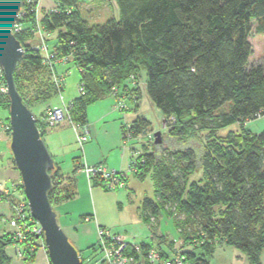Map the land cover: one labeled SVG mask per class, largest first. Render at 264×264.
<instances>
[{"label": "trees", "instance_id": "trees-1", "mask_svg": "<svg viewBox=\"0 0 264 264\" xmlns=\"http://www.w3.org/2000/svg\"><path fill=\"white\" fill-rule=\"evenodd\" d=\"M22 1L20 30H14V35L25 56L14 80L28 108L52 106L58 94L52 73L62 58H71L80 73L84 93L70 103V117L81 126L88 125L89 107L115 91H129L130 109L137 113L143 73L144 92L152 105L164 119L178 125L166 137L183 144L158 152L153 142H147L154 152L138 154L135 175H152L157 198L156 202L144 200V221L151 225L166 211L175 219L183 247L197 243L209 256L216 243L225 244L244 253L247 264H261L264 131L253 134L245 124L264 116V57L250 64L254 21L264 33V0H115L118 16L103 24H91L83 17L80 0H55V8L46 12L41 24L46 33L57 35L52 68L33 45L36 0L33 4ZM132 77L136 86L130 91L126 83ZM9 104L7 94L1 93L0 107L8 114ZM43 116L36 119L44 140L47 125ZM149 124L138 116L131 124L133 137L144 138ZM234 124L240 126L238 133L203 145L200 153L185 145L183 136L191 137L195 129L217 133ZM4 126L10 137L9 116ZM199 170L202 177L196 180L193 177ZM50 175L53 188L48 196L55 209V204L76 197V180L56 162ZM91 182L104 186L99 177ZM19 190L24 195L22 184ZM0 199L16 202L1 193ZM23 200L27 201L25 195ZM25 243L30 248L38 244L36 236ZM11 244L12 235L0 236V264H11L7 254ZM141 247L144 252L153 248ZM183 247L178 252L190 263L209 264L204 255ZM30 248L25 250L27 262L36 257Z\"/></svg>", "mask_w": 264, "mask_h": 264}, {"label": "rangeland", "instance_id": "rangeland-1", "mask_svg": "<svg viewBox=\"0 0 264 264\" xmlns=\"http://www.w3.org/2000/svg\"><path fill=\"white\" fill-rule=\"evenodd\" d=\"M26 1H28L29 4H33L34 2L32 0ZM55 6V0H36V38L33 42V45L38 47L44 44V46L49 51H51V53L53 51L57 35L56 33H46L44 30H42L41 24L46 12L53 10ZM79 10L83 17H85L86 20H88L91 24H103L109 19L116 18L118 16V8L115 0H80ZM39 28L41 30H39ZM257 28L258 24L256 21H254L250 35V43L252 45L250 64L260 63L264 57V33L259 32ZM42 54L44 55L45 52L42 51ZM53 73L58 77H62L64 87H62L57 96L52 99L51 104L52 106L57 107H61L63 105H69L70 107V103H72V101L78 98L81 94L80 90L82 86L80 85L79 70L72 63L71 58H62L59 59V62H57ZM53 73L52 81L54 83L55 75ZM140 76L141 77L139 78L138 86L140 88V96L142 101L141 107L139 104V116L146 119L150 124L147 129V135L142 140L139 139L137 143L136 141L132 142L131 158L136 152H138V154L153 153L154 146H152L151 143V145L147 143L149 142L147 138L150 134L155 138V134L158 132L161 133L162 136V143L156 146L158 152H160L162 148H182L183 144H178L175 140L166 137L170 131L176 128L178 125L174 124L171 120L167 121L164 119L161 111L152 105L144 92V74L140 73ZM82 92L84 93V91ZM48 107L50 106L47 104L36 106L33 109V113L38 118H40L41 114L45 113ZM131 109L129 107L126 110L120 112L126 116V114L131 112ZM5 115L7 117L9 116L6 112ZM126 123L132 122L128 120ZM62 124H65L64 128L62 129L65 145V156H63V158L56 159L57 162H65L63 169L68 171L66 169H71L69 165L70 163L66 162H70V159L68 158L70 155L69 153L75 150L77 156H80L83 154V152L80 150V147L77 144L76 135L74 133L73 124H76H72L68 120H65L60 125ZM245 127L253 134H261L264 131V116L258 118L257 120L246 122ZM239 131L240 126L238 124L221 128L217 133L195 129L193 132L191 131L193 133L191 137L186 138L188 135H184L183 139L186 142L185 145L196 149L197 152L200 153L203 149V145L213 142L216 139L225 137L230 132L238 133ZM143 145H145V148ZM48 147L49 151L54 153L50 144H48ZM133 150H136V152H133ZM200 177H202V171L199 170L193 178L197 180ZM75 180L77 188L76 197L72 200L61 203L60 205H54L55 209H57L56 213L59 215L58 224L61 228L62 225L70 223L77 224L85 217H92L94 220L98 219L101 225L105 227V229L111 234L123 236L125 240L132 245L144 244L153 247L157 251H162L168 254L175 253L176 251L178 252V250L183 247V240L181 239L179 230L176 227L175 219L169 216L166 211H163L159 215L158 220L155 221V223L151 222V225L146 223L143 219L142 206L144 200L150 199L155 202L157 200L156 189L151 174H147L146 177L140 178L139 176L135 175V172L131 173L129 171L127 185L124 188L115 190H109L102 185L94 184H92L90 187L87 181L79 183L77 178H75ZM64 181L65 180L62 179V183H64ZM15 200L17 201L18 199ZM2 202H5L6 204L10 203V201L7 199L3 200ZM65 213L68 215L64 216ZM96 241L97 240L94 237L92 240L93 244H96ZM71 243L75 246L72 241ZM10 246L11 247L7 248V252L13 259L12 264H41L39 257L37 258V261H35L36 257H34L35 262L26 261L27 257L25 256V250L27 248L25 247H29V243L17 244L13 238L12 244ZM183 248L186 252L195 250L197 255H204L209 261V264H247L246 255L233 246L216 243L212 255L209 256H207L206 253L201 248H199L197 243L190 246H184ZM39 250H42L45 256L48 258L45 246L37 244V247L30 248V252L34 253V256H37ZM13 251L14 253H12ZM86 251L87 250H83L81 252L82 255L89 253ZM16 259H18L20 263H17Z\"/></svg>", "mask_w": 264, "mask_h": 264}, {"label": "water", "instance_id": "water-1", "mask_svg": "<svg viewBox=\"0 0 264 264\" xmlns=\"http://www.w3.org/2000/svg\"><path fill=\"white\" fill-rule=\"evenodd\" d=\"M23 8L22 0H0V67L3 70L9 98L10 151L21 177L31 216L44 232L50 264H81L79 250L58 224V215L49 200L53 188L50 172L55 161L37 126L36 115L19 94L14 72L25 51L14 35ZM162 143L155 134L154 145Z\"/></svg>", "mask_w": 264, "mask_h": 264}, {"label": "crops", "instance_id": "crops-1", "mask_svg": "<svg viewBox=\"0 0 264 264\" xmlns=\"http://www.w3.org/2000/svg\"><path fill=\"white\" fill-rule=\"evenodd\" d=\"M5 112L7 113L6 110H3L0 107V192H7L8 196L11 198L21 200L24 198L23 193L19 190L21 177L13 162L10 151V137L6 132H4V124L8 118L5 115ZM139 113L140 109L137 113L131 111L124 116V114L117 110L113 96H108L106 99L90 106L87 112L90 140L84 146V152L82 155L77 156L75 150L69 153L70 155L68 158L70 159V162H66L70 163L69 165L71 169H66L68 171L63 169L65 162H57L56 159L63 158V156H65V145L62 130L65 124L55 128H49L47 126L44 141L48 150V144L52 146L54 153H51V151L49 152L54 161L61 166L63 172L77 178L79 183L87 181L90 187L92 185V182L89 181L86 174L81 170L83 166L103 164L110 170L125 173L127 175V185L132 146H124L122 144L121 125L125 122V120L133 122L139 116ZM75 158L77 159L76 162L74 161ZM54 210L56 211L57 209ZM67 215V213L64 214V216ZM0 217V236L12 235L13 239V231L8 222L10 210L8 204L5 202H0ZM62 228L79 251L88 250L90 247L95 245L92 240L94 237L98 240V229H105L98 219L94 220L92 217H85L77 224L70 223L62 225ZM25 248L29 247L27 246ZM12 253H14V251ZM9 257L11 258L12 264L13 259L11 255H9ZM38 257L41 264H50L48 262V258L42 250L38 251L35 261H37ZM16 261L17 263H20L18 259H16ZM261 264H264V252L261 256Z\"/></svg>", "mask_w": 264, "mask_h": 264}, {"label": "built area", "instance_id": "built-area-1", "mask_svg": "<svg viewBox=\"0 0 264 264\" xmlns=\"http://www.w3.org/2000/svg\"><path fill=\"white\" fill-rule=\"evenodd\" d=\"M14 30L17 31L20 30V28L16 25L13 31ZM39 30L41 29L39 28ZM37 48L41 52H45L43 55L45 63L52 68L55 63L53 61V53H51L44 44ZM126 84L129 86L130 91H132L136 86L134 77H132ZM54 85L56 89L59 90L58 92H60L62 87H64L61 76H54ZM80 91L81 94H83V87ZM0 92L7 94L6 81L1 67ZM128 94L129 91H115L113 94L118 111H124L130 107ZM69 110V105H63L61 107L50 106L44 113L43 122L50 128L58 127L65 120H68L73 124ZM131 124L132 123H126L125 121L121 125V140L124 146H129L132 142L143 139V137L137 139L133 137ZM73 129L76 134L77 144L79 145L80 150L84 152V146L90 140L88 125L81 126L73 124ZM4 132H6V128L4 129ZM147 139L149 142H153L155 138L150 134ZM137 161L138 153H134L129 166V171L131 173L137 171ZM82 172L86 174L89 181H92V178L94 177H99L103 181L104 186L109 190L124 188L126 185L125 179L127 175L125 173L110 170L103 164L83 166ZM0 193L4 196H8L7 192ZM0 202H2L1 199ZM8 207L10 210V217L8 220L13 231L12 234L15 242L17 244H22L28 241L29 238L36 236L37 243L45 246L44 232L40 224L31 216L28 202L17 200L15 203H8ZM87 251L89 252L88 254H80L81 264H192L179 252L169 253L168 256H163L160 251H157L154 248L144 252L141 245H132L128 243L123 236L113 235L106 229L102 228L98 229V240L94 245V249H88Z\"/></svg>", "mask_w": 264, "mask_h": 264}]
</instances>
